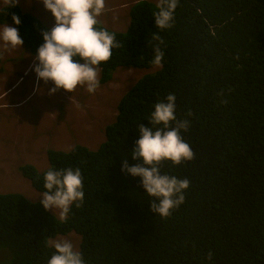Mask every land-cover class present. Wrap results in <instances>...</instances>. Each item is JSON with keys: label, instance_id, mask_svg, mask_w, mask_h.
Wrapping results in <instances>:
<instances>
[{"label": "trees", "instance_id": "16d2710c", "mask_svg": "<svg viewBox=\"0 0 264 264\" xmlns=\"http://www.w3.org/2000/svg\"><path fill=\"white\" fill-rule=\"evenodd\" d=\"M154 11V0L137 1L126 32L102 24L121 47L100 65V84L119 68L158 67L120 99L106 140L96 150L47 151L49 168L81 170L83 205L73 204L61 221L41 200L0 192V264H47L50 241L70 233L80 237L86 264H264V0H180L170 30L155 27ZM6 23L18 28L31 56L51 31L18 4L0 15ZM153 33L164 41L160 66L152 63ZM170 93L177 120L189 121L180 134L194 158L162 162V174L190 182L184 202L165 218L151 210L155 198L142 177L122 168L125 159L147 167L131 155L137 127L151 126L154 105ZM48 169L20 167L40 193Z\"/></svg>", "mask_w": 264, "mask_h": 264}, {"label": "clouds", "instance_id": "9594fccd", "mask_svg": "<svg viewBox=\"0 0 264 264\" xmlns=\"http://www.w3.org/2000/svg\"><path fill=\"white\" fill-rule=\"evenodd\" d=\"M179 2L180 0H158L157 11L153 12L155 27L160 30H170L174 27L175 11ZM18 3L19 0H0V15L6 17L10 9ZM42 3L55 17L56 23L50 32L42 33L45 42L34 56V71L38 80L54 83L55 86L49 94L58 91L67 96L68 92L73 93L78 86L94 94L100 88V65L111 59L114 48L121 47L116 41L115 33L102 27L99 20L101 15L110 11L106 0H42ZM12 20L16 25L21 23L17 15H13ZM152 39L158 41L153 45L152 63L160 66L164 58L160 45H163L164 41L156 33L152 34ZM0 42V59L4 58L5 52L21 47L24 43L18 28L7 23L0 29ZM35 61L39 63L36 64ZM175 101L176 96L170 93L166 101L154 105L155 110L147 118L151 126L140 124L137 127L141 138L136 141L131 155L134 160L142 158L147 167L140 164L130 167L125 159L122 168V171L134 177H142V186L146 193L155 198L150 203L151 210L165 218L184 202V191L188 189L190 182L162 174V162L168 160L174 165H180L194 158L192 149L180 134L181 130H188L189 121L177 120ZM174 121L175 127H172ZM37 179L39 180V177ZM44 188L46 191L40 196L43 207L46 210H54L55 214L59 209L61 221L67 220L73 204L77 208L83 205L85 194L79 168H49L44 174ZM50 244L55 248V252L47 264H86L82 253L71 241L56 240L50 241ZM212 255L210 252L208 259L211 260Z\"/></svg>", "mask_w": 264, "mask_h": 264}, {"label": "rangeland", "instance_id": "374dc122", "mask_svg": "<svg viewBox=\"0 0 264 264\" xmlns=\"http://www.w3.org/2000/svg\"><path fill=\"white\" fill-rule=\"evenodd\" d=\"M137 1L109 0V5L115 6L116 17L111 18L110 13H106L99 20L113 32H126L131 21L130 9ZM18 5L49 28L55 26V17L42 0H19ZM3 26L0 25V29ZM157 68H120L114 72L112 80L100 84L94 94L78 86L73 93L63 96L58 91L49 94L55 86L52 81L38 80L34 56L24 45L5 52L0 63V192L21 193L31 201L42 200V193L22 176L20 167L32 165L44 172L49 168V149L68 152L76 145L98 149L106 140V126L116 120L120 99L139 79ZM50 211L59 218V209L56 214ZM64 239L79 248L80 237L74 233L51 241Z\"/></svg>", "mask_w": 264, "mask_h": 264}, {"label": "crops", "instance_id": "0c3cea01", "mask_svg": "<svg viewBox=\"0 0 264 264\" xmlns=\"http://www.w3.org/2000/svg\"><path fill=\"white\" fill-rule=\"evenodd\" d=\"M108 2H109V0H106V5H107V7L110 9V11H108L107 13H110V15H111L110 17H111V18H112V17H116L115 14H114V13H115V12H114V11H115V6H110ZM102 24H103V23H102Z\"/></svg>", "mask_w": 264, "mask_h": 264}, {"label": "flooded vegetation", "instance_id": "af4514ba", "mask_svg": "<svg viewBox=\"0 0 264 264\" xmlns=\"http://www.w3.org/2000/svg\"><path fill=\"white\" fill-rule=\"evenodd\" d=\"M9 75H14V74H13V73H10ZM17 75H18V74H17ZM17 75H16V76H17ZM17 79H18V78H17ZM7 86H10V83H8Z\"/></svg>", "mask_w": 264, "mask_h": 264}]
</instances>
